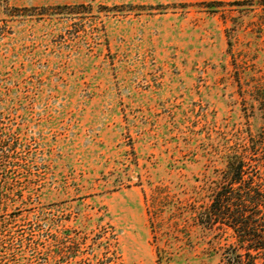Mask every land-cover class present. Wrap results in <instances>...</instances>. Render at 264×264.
Returning <instances> with one entry per match:
<instances>
[{"label": "rangeland", "instance_id": "rangeland-1", "mask_svg": "<svg viewBox=\"0 0 264 264\" xmlns=\"http://www.w3.org/2000/svg\"><path fill=\"white\" fill-rule=\"evenodd\" d=\"M9 3L0 264H225L200 217L264 147V0Z\"/></svg>", "mask_w": 264, "mask_h": 264}, {"label": "trees", "instance_id": "trees-1", "mask_svg": "<svg viewBox=\"0 0 264 264\" xmlns=\"http://www.w3.org/2000/svg\"><path fill=\"white\" fill-rule=\"evenodd\" d=\"M0 6H6L7 12L27 11L10 7L9 0H0ZM262 169L264 147L250 139L245 153L227 157L220 179L208 190L210 202L201 212L200 222L212 230L232 233L234 241L225 248V264H264Z\"/></svg>", "mask_w": 264, "mask_h": 264}]
</instances>
